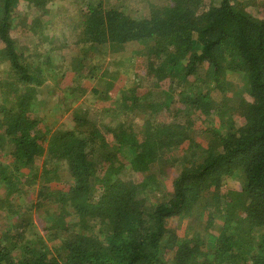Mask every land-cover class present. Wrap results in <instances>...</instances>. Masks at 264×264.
I'll use <instances>...</instances> for the list:
<instances>
[{
	"label": "trees",
	"instance_id": "16d2710c",
	"mask_svg": "<svg viewBox=\"0 0 264 264\" xmlns=\"http://www.w3.org/2000/svg\"><path fill=\"white\" fill-rule=\"evenodd\" d=\"M50 1L0 0V66H9V78L0 80V210L8 211L0 264H264V13L258 0H147L140 19L123 11V0H86L67 44L58 47L36 26L26 31L48 47H41L43 59L35 65L17 50L16 19L22 2L38 10ZM133 45L134 59L125 53ZM68 46L79 54L55 65L56 52ZM114 61L133 72L136 89L120 86L112 95L123 72L109 70ZM69 74L77 85L69 94L91 93L104 105L116 97L103 110L110 124L100 128L87 110L74 117L73 128L52 130L37 115L38 88ZM233 76L243 89L227 99L237 87ZM97 79L104 90L94 87ZM217 91L223 102L214 99ZM141 115L143 137L136 123ZM207 122L211 141L204 147L191 136ZM178 151L183 155L174 156ZM60 172L70 182L57 191L49 180ZM25 175L35 177L34 186L41 176L45 183L23 190ZM187 216L205 218L206 238L196 232L180 238L171 228V219Z\"/></svg>",
	"mask_w": 264,
	"mask_h": 264
},
{
	"label": "rangeland",
	"instance_id": "374dc122",
	"mask_svg": "<svg viewBox=\"0 0 264 264\" xmlns=\"http://www.w3.org/2000/svg\"><path fill=\"white\" fill-rule=\"evenodd\" d=\"M86 0H53L45 4L43 7L36 9L30 8L28 3L22 2L20 4V9L18 11L17 15V23L19 25L18 29L15 31L14 38L17 42V50L19 52H24L26 55L30 56L28 59L29 62L37 63L35 65H39L41 60L43 59L44 52L41 49L43 47L44 49H47V45L41 46L39 44V41L37 40V37L32 35V33H27V30H32L34 26L39 27V33L48 35L51 38H56L57 40V46L61 47L63 44H67L69 41L72 40L71 36H73L75 31V22L78 20V17L81 15V12L86 11ZM207 4L209 3V0ZM107 3H113L116 4V0H106ZM119 6L123 8V11L126 12V14L136 18L140 19L143 17H146L148 13V4L147 0H123L121 3H119ZM260 12L264 13V0H258V6ZM252 9L254 13L258 12L257 9ZM35 21V22H34ZM33 22L35 24H33ZM33 24V25H32ZM32 25V26H31ZM76 48L70 49V46L63 48L62 51L59 50L55 54L56 63L55 65L60 66L62 58H68L72 59L73 56L79 53L76 51ZM129 51L125 52L132 56L133 59L136 57L135 54L132 52H135L136 47L135 45L129 46ZM42 51V54L40 57L37 56L38 53ZM115 62V61H114ZM9 66L3 65L0 66V80L6 81V79L9 78V74H6L8 71ZM109 68V67H108ZM110 71H123L118 76V82H117V90L113 92V96L118 95V91L120 90V86H124L127 90H133L136 89V85L133 84V75L131 71H127V69H123L122 66H119L117 62L112 63L109 68ZM128 73V74H127ZM232 80L237 85L236 88H234V92L227 93V99H231L235 92L240 93V91L243 89L242 86L244 85L241 78L239 76H233L231 77ZM0 81V82H1ZM60 86L58 87V85ZM74 85L77 88V85L74 84V77L73 75L69 74L65 79L61 81V83H48L47 85L38 88L36 96H34V105H36V111L37 115H41L43 118H45L46 123L48 126H52V130H59L61 127L71 129L75 125V119L74 117L76 115H80L82 112L89 110V114H91L93 121L99 122V127L101 128L102 122H105L104 124H110L111 119H109L108 116H104V111L107 108H110L114 105L113 100L116 98L111 97V101L107 102V104L104 105V103H101V101H97L94 99V96L90 94L82 95L80 91L74 92L72 94H69L66 92L67 88ZM240 85V86H238ZM242 85V86H241ZM84 89L91 90L93 85L89 82H84ZM94 87H98L101 90H104V84L101 82V80L97 79L95 81ZM143 88V87H142ZM144 88H146L144 86ZM225 94L220 93V91L213 92V97L216 101L222 100ZM2 101L4 102V98H0V105L2 104ZM37 101V102H36ZM236 101V98H233V101L231 103H234ZM115 102V101H114ZM113 104V105H112ZM11 106V105H10ZM98 115V116H97ZM149 117V116H148ZM158 119L159 122H165L166 117H163L161 115ZM102 119V121H100ZM236 126L241 127L243 125V120L236 117ZM144 116L141 115L138 117L136 123L138 128V135L140 137H143L142 134V126L144 125ZM210 123V122H209ZM207 122L202 125L201 123H198L197 129H195L194 135H192V138L196 137V141L202 144L204 147H207L209 142L211 141V136L205 128H208L211 126ZM209 124V125H208ZM203 127H202V126ZM219 126V120L215 119L213 122V126ZM201 127V129L199 128ZM56 130V131H57ZM2 132V128L0 127V133ZM193 134V132H192ZM107 140L110 141L111 137L110 135H107ZM189 147V142L187 141L182 146L181 150L186 151ZM180 155H183L181 152H175L174 156L178 157ZM10 161V159H6L5 162L7 163ZM41 161H44V158L41 159ZM43 162H40L38 164L42 165ZM179 167V165L177 166ZM178 169V168H176ZM162 171V170H161ZM160 171V172H161ZM24 173L27 175V171H24ZM23 173V174H24ZM166 173V172H165ZM170 175L166 179L167 185L169 190L172 188V173L169 171ZM23 178L22 184H20L21 189L25 190H31L36 189L41 186L42 183H45V179L43 176L39 178L36 185L34 186L33 181L31 178L28 177ZM52 180V182H50ZM236 180V179H235ZM235 180H229V186L235 187L237 185V181ZM50 182V183H49ZM47 182L49 185L57 190H63L65 187L67 188L68 183L70 182V177L67 176L66 173L60 172V174H53L50 176V180ZM36 191H34L33 194H35ZM35 196V195H34ZM2 198L4 196H1ZM36 198L33 197V199ZM32 198H30L31 200ZM18 203H24L23 197L17 198ZM55 208V207H54ZM49 206L42 207L41 211L35 210L33 215V219H38V215L44 216L45 213L48 211ZM50 210H53V207H51ZM8 211L0 210V234L1 230L5 227L3 222L1 220L5 215H7ZM44 219V218H43ZM42 219V220H43ZM204 220H201L199 218H196L195 216L188 218L185 217L184 219L179 218H173L170 220L171 222V228H176L180 238H183L184 236L192 233H199L203 238H206L209 234L208 231H206V223H204ZM3 223V224H2ZM42 227V226H41ZM40 228V226H39ZM217 226H214L212 228V231L214 234H218V231L216 230ZM188 230V231H187Z\"/></svg>",
	"mask_w": 264,
	"mask_h": 264
}]
</instances>
